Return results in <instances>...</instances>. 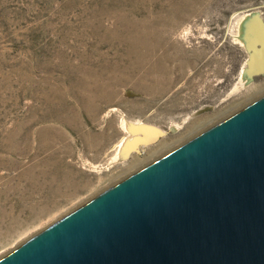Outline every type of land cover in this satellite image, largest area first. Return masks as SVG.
<instances>
[{"label":"rangeland","instance_id":"1","mask_svg":"<svg viewBox=\"0 0 264 264\" xmlns=\"http://www.w3.org/2000/svg\"><path fill=\"white\" fill-rule=\"evenodd\" d=\"M250 12L264 0H0V258L264 94Z\"/></svg>","mask_w":264,"mask_h":264},{"label":"water","instance_id":"2","mask_svg":"<svg viewBox=\"0 0 264 264\" xmlns=\"http://www.w3.org/2000/svg\"><path fill=\"white\" fill-rule=\"evenodd\" d=\"M0 264H264V94L109 185Z\"/></svg>","mask_w":264,"mask_h":264},{"label":"bare ground","instance_id":"3","mask_svg":"<svg viewBox=\"0 0 264 264\" xmlns=\"http://www.w3.org/2000/svg\"><path fill=\"white\" fill-rule=\"evenodd\" d=\"M263 24L264 23H263V20H262V17H261L260 12H250V13L244 14L238 20V27H239V31H240L241 37L242 38L245 37L244 39H246V37H247V35L249 33H252L258 27L261 28V26ZM244 39L242 40V42L245 43V44H247V42ZM262 62H263V60L257 59L255 56L251 55V57L249 59V62H248L249 65H250L249 66V69H244L243 74L244 73L245 74H249V73H253L254 74V73L259 72L261 70L260 67L262 66L261 65ZM127 129L130 131V134H131L132 132H134L136 130V126H134L132 128H130L129 126H127ZM131 141H133V139H130V138L124 139L123 142L121 143L120 151L119 152H121L123 149H125L127 147L129 148L131 146ZM135 142L136 141L134 140V143L133 144H135Z\"/></svg>","mask_w":264,"mask_h":264}]
</instances>
